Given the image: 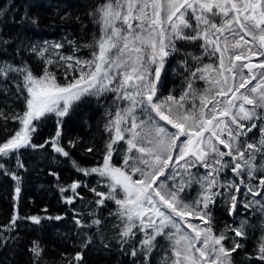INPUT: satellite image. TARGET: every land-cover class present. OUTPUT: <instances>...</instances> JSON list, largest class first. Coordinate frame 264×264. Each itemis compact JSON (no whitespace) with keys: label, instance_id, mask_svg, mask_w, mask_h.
Wrapping results in <instances>:
<instances>
[{"label":"snow or ice","instance_id":"snow-or-ice-1","mask_svg":"<svg viewBox=\"0 0 264 264\" xmlns=\"http://www.w3.org/2000/svg\"><path fill=\"white\" fill-rule=\"evenodd\" d=\"M6 15L0 4V18ZM86 16L96 31L84 43L66 34L25 44L24 33L13 40L0 28V96L11 85L23 102L10 116L0 108L5 132L9 119L18 125L0 142V177L13 188L12 215L0 225V253L21 242V223L36 231L45 221L66 219L47 208L19 213L22 173L28 171L23 154L51 149L56 162L67 161L78 174L65 184L55 169L47 173L60 202L73 206L79 239L76 251L61 253L60 264H88L86 252H111L114 245L130 264H152L157 249L160 264H236L241 251L246 264H264V220L253 253L245 241L254 225L247 216L237 220L241 208L264 218V0H98ZM59 19L68 21L70 14ZM74 20L87 36L80 16ZM12 22L27 29L38 26L39 17L24 11ZM182 44L198 45L201 52L194 55ZM82 49L90 55H77ZM182 51L184 59L172 69L184 76L180 94L173 89L164 95L170 58ZM25 53L41 63L40 74L16 61ZM197 80L207 87L197 88ZM109 93L115 111H105L106 139L102 148L84 147L96 160L84 166L70 150L79 138L65 146V125L80 105ZM53 117L54 133L37 143L41 126ZM218 208L231 219L216 233ZM25 250L28 264H47L40 239H31Z\"/></svg>","mask_w":264,"mask_h":264},{"label":"trees","instance_id":"trees-1","mask_svg":"<svg viewBox=\"0 0 264 264\" xmlns=\"http://www.w3.org/2000/svg\"><path fill=\"white\" fill-rule=\"evenodd\" d=\"M98 2V0H0V4L3 5L7 12L6 17L0 18V28L4 29L6 36H11L13 40H16L18 33H24L21 37L24 39L25 44L29 39L33 42H42L44 40L57 41L64 37L66 34L73 39L80 40L82 43L89 42L96 29L91 24L89 18L86 16V12L89 7ZM10 9V11H8ZM30 11L31 14L39 17L38 26H29L27 29L20 28L13 24V17L19 18L22 12ZM70 14L68 21H61L60 15ZM80 16L84 25L88 26L87 36H85V30L83 26L74 20V17ZM19 43V41H17ZM182 49H186L192 52L194 55H199L201 50L198 45H181ZM7 55L12 57L13 52L8 50ZM77 55L88 57L90 55L87 49H82ZM21 59L26 61L33 71L40 74L42 65L32 55L27 53L21 58L16 56V61ZM184 59L183 51L170 58L168 64V74L164 79L162 86V92L167 95L169 91L175 89L176 95L180 94L182 86L184 84V76L178 75L172 71L173 68H178V61ZM205 62H209L205 57ZM182 72L183 70L180 69ZM61 80H64L63 73H58ZM195 86L203 90L207 85L202 80H197ZM2 87V86H0ZM10 91L7 95L0 96V108L4 110L7 115L12 114V110L20 111L23 108L22 100H17L13 94L15 92L14 87L9 85ZM199 103V101H196ZM190 106V105H189ZM111 109L115 111V106L112 102V94L102 97L99 101L92 99L90 103L82 104L73 114L72 119L65 125V146H67V139L79 138L80 144L72 151L73 157L84 166H91L96 163L90 155H86L83 151L84 147L89 145H95L98 149L103 147L106 134L104 132V125L106 123L105 111ZM8 131H4V122L0 121V142L11 135L12 132L18 127V125L9 119L7 121ZM55 131V118H51L46 121L42 126L39 134L35 137L37 143L42 142L49 135ZM257 133V138H258ZM23 159L27 164L28 171L22 173L24 176V184L22 186V198L19 202V213L21 215H35L43 214L42 209L47 208L53 215H64L66 219L59 223H49L45 221L43 228L33 231L30 225L21 223L20 226V243L17 246H10L0 253V261L3 264H28L29 257L26 252V245L33 238H38L42 241L43 246L46 249L45 260L47 264H60L61 253L67 252L69 254L77 250L79 239L75 234V228L72 222V212L70 209L73 206L66 205L60 202V194L55 187V180L47 173L51 169H55L60 175L61 183H71L72 180L78 178V174L73 170L71 165L64 160L56 162L53 159L51 149L48 152L37 151L32 152L28 150L24 152ZM114 159L117 164L120 163L121 156L116 154ZM231 175V173H229ZM82 179V177H81ZM93 184L95 180L91 181ZM12 181L7 178L0 177V225L7 224L12 212ZM84 195L87 199H92L90 193L84 191ZM196 191L192 190L190 197H195ZM77 210H85L84 205L77 203L75 205ZM109 209H104V216L107 217ZM241 215L237 220L243 219L245 216L254 225L249 230V237L245 241L246 250L248 253H253L257 240L261 235V223L264 218L259 213L245 212L241 208ZM216 224L215 232L219 233L224 229L226 223L230 221L227 212L223 208H218L216 211ZM115 223L114 220H110L105 227L106 235H111V226ZM165 241H161V246L165 245ZM163 253L160 249H157L152 256V264H160ZM245 252L241 251L238 256H235L236 264H246ZM86 258L88 264H130L128 257L123 255L119 249L114 245L111 252H96L89 250L86 252Z\"/></svg>","mask_w":264,"mask_h":264},{"label":"rangeland","instance_id":"rangeland-1","mask_svg":"<svg viewBox=\"0 0 264 264\" xmlns=\"http://www.w3.org/2000/svg\"><path fill=\"white\" fill-rule=\"evenodd\" d=\"M174 131V130H173Z\"/></svg>","mask_w":264,"mask_h":264}]
</instances>
